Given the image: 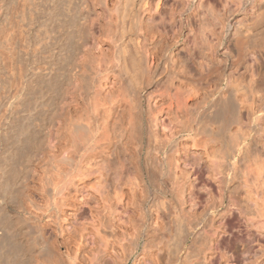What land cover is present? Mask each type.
Listing matches in <instances>:
<instances>
[{"label":"bare ground","instance_id":"6f19581e","mask_svg":"<svg viewBox=\"0 0 264 264\" xmlns=\"http://www.w3.org/2000/svg\"><path fill=\"white\" fill-rule=\"evenodd\" d=\"M2 1L0 72L6 69L4 58L8 66L4 80L0 77V264H110L108 257L118 256L117 243L133 244L132 236L136 249L143 243L137 261L145 264L150 238L163 227L162 214L152 211L149 218L142 212L133 232L125 226L118 238L105 218L119 212L125 194L121 180L170 182L181 187L177 197H183L187 183L192 194L202 168L191 163L183 177L178 155L199 147L191 153L205 156L213 178L220 184L233 181L232 151L247 153L252 132L264 119V83L254 70L248 83L230 70L225 85L217 84L213 43L193 73L176 52L180 34L169 24L167 0ZM236 31L244 38L257 32L251 26ZM143 151L157 159L144 160ZM144 161L146 174L149 165L158 164L159 180L140 173ZM175 216L169 264L182 249L185 257L209 259L213 251L232 258V245L219 239V230L218 239L207 237L203 221ZM74 221L84 227L78 235L67 232L69 226L75 229ZM222 227L234 236L233 224ZM194 232L203 235L196 249Z\"/></svg>","mask_w":264,"mask_h":264},{"label":"rangeland","instance_id":"374dc122","mask_svg":"<svg viewBox=\"0 0 264 264\" xmlns=\"http://www.w3.org/2000/svg\"><path fill=\"white\" fill-rule=\"evenodd\" d=\"M167 5V12L173 14L172 20L169 23L174 31L173 33L170 28L172 31L171 33L174 35H176V33L180 34L179 38L181 41L179 40L176 52H180L179 57L182 62L188 61L189 68L193 73L199 71L198 60L203 55L208 54L207 49L209 43H213L215 44L216 65L220 71L218 78L215 77V79L217 78V84L219 82L221 87L225 85V74L227 75L230 73V70H235V77H241L244 83H248L251 79L252 71L254 70L257 73L255 78L258 79V82L264 83V0H167ZM3 7V1L0 0V14H2L4 10ZM102 19L103 14L100 13L94 21L95 28H98V23ZM189 24L192 25L194 30L190 31ZM249 26L256 27V34L247 38L238 35L236 31L238 27L243 29ZM96 30L98 31V29ZM18 35L19 34H17V36ZM186 40H188V44H185ZM3 62L1 65L3 64V67L6 66V69H3L7 72V59L4 58ZM232 63H235L234 68L232 67ZM3 71L0 72L1 79H3L2 77L5 75ZM222 74L224 75L222 76ZM153 88L157 91V88ZM0 90L2 93L3 90L1 88ZM145 95L144 93L142 96V103L144 102V123L146 126V120H148V116L146 117L148 101ZM161 118H164L166 122L168 121L166 115H162ZM146 144L145 142V145ZM147 148H145L146 152L148 151L146 150ZM194 150L202 149L199 147H188V149L184 151L182 149L183 153L178 155L180 158L179 171L183 177L187 170L191 168V163L196 165L194 168L198 166L202 168L203 174L200 176L201 178L195 181L191 186L192 194L189 192L190 185L187 183V185H183L185 190L183 197H177L175 194L178 193L181 187L172 186L170 182L160 184V182L157 181L156 183L158 184H155V182L148 184L146 180L140 177L136 180L139 184L134 185L132 182L135 180H131V177L127 179L128 177L124 176L125 178L121 180V183L125 194L122 197L121 205H118L119 212H114L110 214L111 216L108 214L106 217L108 219L109 216V220L105 218V226L107 227L106 224H108V226L113 224L116 228L112 225V231L114 232L117 229L119 235H121L119 236L116 234L117 237H123L122 231L125 230L127 226L129 228V226L131 227L135 223L140 222L139 215L141 217L142 212L148 217H151V215L154 216L158 210V212L162 214L160 215L161 221H159L163 223V227L160 232L156 233V235L154 234L153 237L150 238L152 240L149 242V245L152 249H150L151 253L145 264H154L155 258H157L158 264H169V250L172 247V240L178 229V222L175 216L176 213H178L183 219L193 218L195 223L203 221L202 224L209 230L207 237L218 239L220 236L219 239L224 238L226 241L229 240L230 245H232V258H227L225 256H221L220 258L219 255L213 251L207 253L209 259H204L202 254L199 256L197 255V257L194 254L190 257H185V252H182L185 249H182V253L180 252L181 255L179 253L172 264H264V177L260 176L264 174V119L260 126H256L252 132L248 152H238V150L235 149L232 151L233 157L231 161L233 159L232 162L235 163L234 167L236 168L237 174L235 179L229 182L230 184L226 182L220 184L218 179L213 178L215 175L213 167H209L210 164L206 161L203 154L191 153ZM145 151H143L144 160L145 158L149 160V157L152 156L154 157L153 159H157L154 152L150 155L153 150H151L149 154H145ZM147 155L149 156L146 157ZM155 163H157V160H155ZM155 163L153 164L154 167L149 165L148 169L150 170H147L149 171L148 175L146 174L144 161V165L140 167V173L142 170V173H145L152 180L154 177L159 180V172L154 169L158 167L156 166L158 164ZM152 168L154 169L153 171ZM157 170L159 171V168H157ZM182 170L186 171L183 172ZM155 174L157 176H155ZM152 184H154V186ZM131 189L135 192L134 194L130 191ZM138 189H145L149 196L146 197L141 195V190L139 191ZM173 203L176 205V208L173 207ZM84 207H86V205ZM151 212L152 214L150 215ZM89 217H87L88 221L91 219H89ZM94 217L98 218L97 215ZM95 220L97 222L98 219ZM88 221H86V223L90 224V221L89 223ZM75 222L76 221H74V223ZM84 222L85 220L83 221V225L86 224ZM74 223L72 222V225L75 229L69 226L67 232H72L73 234V231L75 232V230H77L74 234L78 235L83 231L80 230L83 225L80 224V222ZM224 223L233 224L234 236L222 230ZM119 226L123 229L121 230ZM106 227H104L106 231L108 230L106 235L111 239V237H113L111 230L106 229ZM113 228H115V230H113ZM128 228H126L127 231L133 230L132 227L130 229ZM79 230L80 232H78ZM218 230L219 236H217L216 233ZM141 232H144V229ZM194 233L192 236L195 235L197 238L194 246V249H196L203 241V235L201 236L198 233ZM93 236L96 237L95 234ZM125 237H129V234ZM133 237L134 236H132L131 239L132 242L135 240L133 244L127 240L128 238L125 239L127 241L123 243H126V246L123 245L124 248H122L123 246L119 247L120 244L117 243L116 250L117 253L119 252L117 255L122 257H120V260V258H117L118 256L115 257L116 254H113L114 256L112 255V258L108 257L109 259L107 260L108 262L110 261V264H116L118 260L121 261L118 264H138L139 260L137 261V259H140L142 256L143 243L136 249V239ZM158 247H162V251H159ZM120 248L123 250L125 249V251H120ZM231 253H228V255ZM123 254L125 256H123Z\"/></svg>","mask_w":264,"mask_h":264}]
</instances>
